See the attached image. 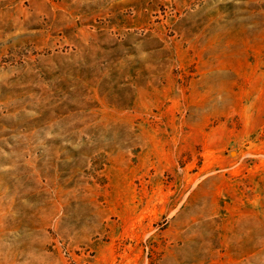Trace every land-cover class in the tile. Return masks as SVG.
I'll return each instance as SVG.
<instances>
[{
  "label": "rangeland",
  "instance_id": "374dc122",
  "mask_svg": "<svg viewBox=\"0 0 264 264\" xmlns=\"http://www.w3.org/2000/svg\"><path fill=\"white\" fill-rule=\"evenodd\" d=\"M0 264H264V0H0Z\"/></svg>",
  "mask_w": 264,
  "mask_h": 264
}]
</instances>
